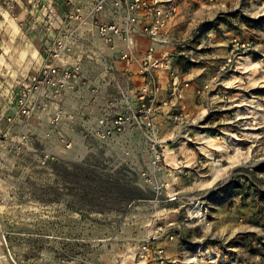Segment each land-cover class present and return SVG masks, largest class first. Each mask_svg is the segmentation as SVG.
Here are the masks:
<instances>
[{"label": "rangeland", "instance_id": "374dc122", "mask_svg": "<svg viewBox=\"0 0 264 264\" xmlns=\"http://www.w3.org/2000/svg\"><path fill=\"white\" fill-rule=\"evenodd\" d=\"M178 5L176 31L193 40L172 69L186 88L208 87L177 118L161 112L168 167L147 176L141 140L46 165L11 155V92L41 65L52 4L0 0V264H264V0ZM173 191L200 198L205 218L167 201Z\"/></svg>", "mask_w": 264, "mask_h": 264}, {"label": "built area", "instance_id": "2783aa9c", "mask_svg": "<svg viewBox=\"0 0 264 264\" xmlns=\"http://www.w3.org/2000/svg\"><path fill=\"white\" fill-rule=\"evenodd\" d=\"M50 2L52 9L43 24L45 39L37 48L41 65L15 82L11 92L6 117L10 126L4 133L10 135L11 155L34 156L46 165L60 158L82 159L115 145L128 154L127 133L135 132L147 145V176L166 170L161 143L167 140L160 137L159 122L163 109L155 104L161 90L158 72L168 74L170 96L176 100L162 105L175 118L186 109L183 99L188 83H180L172 56L158 54L157 48L170 45L185 55V46L193 40L171 33L178 0ZM207 87L194 92L203 93ZM163 185L154 187L156 194ZM182 198L193 203L187 214L190 219L205 218L203 204L197 206L200 198L183 197L176 191L167 194L169 202ZM162 235L174 237L164 230ZM147 251L145 245L138 248L140 256ZM162 252L161 247L154 250ZM8 255L15 263L9 251Z\"/></svg>", "mask_w": 264, "mask_h": 264}, {"label": "crops", "instance_id": "0c3cea01", "mask_svg": "<svg viewBox=\"0 0 264 264\" xmlns=\"http://www.w3.org/2000/svg\"><path fill=\"white\" fill-rule=\"evenodd\" d=\"M176 32H177L176 27L173 26L171 33L174 34ZM176 34H178V32ZM172 49L173 48L170 45L159 46L157 48V53L158 54H163V53L170 54L172 56L171 57V61H172L174 59ZM158 74H159V78H160V82H161V90H160L159 96H158L157 101H156L157 103H155V104L159 105V106L161 105L163 110H168L169 108H167V105H162V103L163 104H169L168 103L169 101L174 102L176 99H174V98L172 99L170 96L171 95L170 94L171 87H170L169 77H168L167 72L159 71ZM134 81H135V83H137L138 80H134ZM193 97H194V89L192 87L185 88L183 101H185L187 105H190L192 103ZM131 133H135V132L127 133V137L129 138V141H131V142L140 141L139 140L140 139L139 134L137 135V133H135V135H130Z\"/></svg>", "mask_w": 264, "mask_h": 264}, {"label": "bare ground", "instance_id": "6f19581e", "mask_svg": "<svg viewBox=\"0 0 264 264\" xmlns=\"http://www.w3.org/2000/svg\"><path fill=\"white\" fill-rule=\"evenodd\" d=\"M244 62H243V64H244V67L246 66V65H248L250 62H251V60H250V58L248 57V56H245L244 58ZM252 63V62H251ZM241 105V104H240ZM239 105V106H240ZM238 106V105H237ZM250 107H252V105L250 106ZM240 108V107H239ZM201 115V114H200ZM251 118V116H243V117H241V119H243V120H248V119H250ZM238 119V118H237ZM240 119V118H239ZM244 130H247V129H244ZM242 134V133H241ZM244 134H246V135H244ZM242 135H244V136H249L250 134H249V132H244ZM225 138H223V141H226V140H224ZM234 139H239L238 137H234ZM203 143V142H202ZM131 256V255H130ZM133 264H135V263H133ZM136 264H140V263H136Z\"/></svg>", "mask_w": 264, "mask_h": 264}]
</instances>
